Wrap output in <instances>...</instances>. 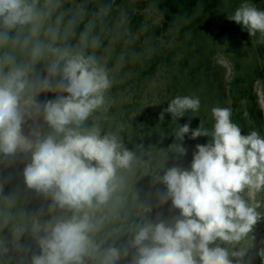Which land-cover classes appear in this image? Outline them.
Segmentation results:
<instances>
[{"label": "clouds", "instance_id": "1", "mask_svg": "<svg viewBox=\"0 0 264 264\" xmlns=\"http://www.w3.org/2000/svg\"><path fill=\"white\" fill-rule=\"evenodd\" d=\"M36 4L37 0H0V26L4 29L0 45L9 42L12 30L26 25H32V35L39 34L40 23L50 12H40ZM229 19L249 35L259 33L264 38V10L255 4L245 0ZM18 40L17 33L13 44ZM28 43L25 39L24 46ZM47 49L55 60L47 75L38 79L30 78L29 72L44 55V46L34 45L30 61L22 65L10 55L0 59V153L31 152V162L23 172L27 187L50 196L51 208L71 212L44 223L33 221L32 234L40 251L32 255L31 264H86V259L100 252L91 233L99 230L102 221L94 220L90 212L107 204L119 187L117 170L130 168L134 154L115 134L102 136L99 126L83 127L103 105L104 93L111 86L105 68L93 57L69 48L48 45ZM54 77L59 78L55 85ZM57 91L63 94L42 106L35 101L40 92ZM199 108V98L177 96L159 119L165 113L183 117ZM33 109L42 112L54 130L35 142L22 132ZM211 115V131L202 126L192 130L185 123L174 132L180 142L189 133L191 139L211 137L209 143L196 145L190 169L173 166L162 177L153 178L166 187L161 202L171 200L179 217L171 223L148 220L139 225L128 246L108 247L100 264H118L122 256L129 255V248L135 249L131 264H244L249 249L235 246L245 239L253 241L254 226L264 218L257 211L260 204L250 202L264 191V135L256 130L242 135L228 107H213ZM33 134L39 137L38 132ZM177 151L186 154L181 144ZM245 192L247 199L242 195ZM151 211L150 206L145 208L146 214ZM257 254L264 260V248Z\"/></svg>", "mask_w": 264, "mask_h": 264}, {"label": "rangeland", "instance_id": "2", "mask_svg": "<svg viewBox=\"0 0 264 264\" xmlns=\"http://www.w3.org/2000/svg\"><path fill=\"white\" fill-rule=\"evenodd\" d=\"M91 1L99 10L86 18L90 43L87 57H93L105 68L111 86L104 93L103 105L88 117L83 127L99 126L102 136L115 134L122 144L125 137L131 141L137 128L140 129L142 151L134 156L130 168L117 170L119 187L112 197L134 196L141 201L139 217L143 221L171 223L179 217V210L172 207L171 200L161 202L166 187L155 183L153 178L162 177L173 166L190 169L196 145H205L211 140L208 136L191 139L189 133L180 142L174 135L179 126L189 123L192 130L202 126L211 131L214 124L211 109L220 106L232 110V120L241 127L242 135L252 130L264 135V38L259 33L249 35L229 19L245 0H189L185 13L175 15L168 26L160 9L163 0H129L126 8L115 12L103 11V0ZM247 2L264 10V0ZM66 3L68 10H65ZM36 8L42 13L50 12L42 23L38 22L39 34L32 35L35 45L44 46L40 59L47 67L55 58L47 46L63 49L60 36L73 35V21L85 11L74 0H37ZM128 10L142 19L141 31L131 30ZM29 27L31 30L32 25ZM238 78L245 83L237 89ZM50 93L55 99L63 94ZM177 96L199 98V111L186 112L179 118L165 113L160 120L162 110ZM35 101L40 104L36 98ZM22 132L35 142L37 138L42 140L53 134L54 130L44 121L43 113L37 114L33 109V116L25 118ZM180 144L186 149L184 155L177 151ZM19 153H26L31 161V152L18 149L15 155ZM3 173L12 179L14 192L11 196L5 195L0 181V246L10 237L14 264H30L25 243L31 241L37 253L40 251L32 234L33 221L39 219L44 223L53 217L70 216L71 212L51 208V197L28 188L23 173L8 158H0V180ZM242 195L248 198L246 192ZM250 202H258L257 211L264 216V191L256 193ZM147 206L152 211L146 214ZM90 215L102 221L99 230L91 233L100 252L86 259V264H100L104 250L111 247L118 221L105 207ZM253 235V241L242 240L235 248L249 249L244 264L249 261L264 264L257 254L264 248V218L254 226ZM227 247L233 249L232 245Z\"/></svg>", "mask_w": 264, "mask_h": 264}, {"label": "trees", "instance_id": "3", "mask_svg": "<svg viewBox=\"0 0 264 264\" xmlns=\"http://www.w3.org/2000/svg\"><path fill=\"white\" fill-rule=\"evenodd\" d=\"M79 4L80 8L85 11L81 18L76 19L72 23L73 35L63 34L60 36L64 43L63 48H69L74 52H81L85 57L90 50V43L87 41L89 37L88 27L86 24V18L91 17L95 12L99 10V7L91 0H74ZM129 0H103L101 9L103 11H120L127 7ZM32 0H29L31 3ZM190 5L189 0H163L160 3V9L163 11L168 26V22H173L174 16L179 14L183 15ZM68 3L65 4V10H68ZM128 18L133 32L141 31L142 19L128 10ZM30 25H26L23 28H17L12 30L10 40L5 45H0V57L3 59L5 56H12L18 65H22L30 61L32 48L35 45ZM4 31L0 26V32ZM159 32L158 30H156ZM19 35L17 43L13 44L12 38ZM27 39L29 43L24 46V40ZM55 58L52 60V62ZM48 67V66H47ZM43 61L39 59L34 65L33 70L29 72V77L38 79L47 75ZM59 78L56 77V81ZM241 83L245 81L240 78L237 79L236 87L239 88ZM244 92V90L240 91ZM31 95V93H29ZM35 98L39 101L41 106L50 100H55L54 96L50 92H40ZM156 123V122H155ZM137 133L134 135L131 141L125 137L123 146L127 150L131 151L134 156L140 155L142 149V141L140 139V129L137 128ZM105 135V134H104ZM0 158H8L11 164L20 172H24L25 166L30 163V157L26 153H19L14 156H5L0 153ZM1 188L5 195L11 196L14 192L12 179L5 173L1 176ZM141 201L134 196L124 195L121 198L110 197L107 204L102 207L107 208L111 213L117 217V226L113 233L111 246L126 247L128 242L133 238L134 232L139 225L146 223L139 217ZM25 255L31 264V257L33 254H38L34 244L31 241H27L24 246ZM135 249L129 248V255L122 256L119 260L121 264H131ZM14 251L12 248L11 238L8 237L7 241L0 246V264H14Z\"/></svg>", "mask_w": 264, "mask_h": 264}]
</instances>
